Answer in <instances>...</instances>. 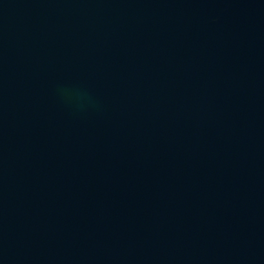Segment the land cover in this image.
Listing matches in <instances>:
<instances>
[{
	"label": "water",
	"instance_id": "water-1",
	"mask_svg": "<svg viewBox=\"0 0 264 264\" xmlns=\"http://www.w3.org/2000/svg\"><path fill=\"white\" fill-rule=\"evenodd\" d=\"M0 264H264V0H0Z\"/></svg>",
	"mask_w": 264,
	"mask_h": 264
}]
</instances>
